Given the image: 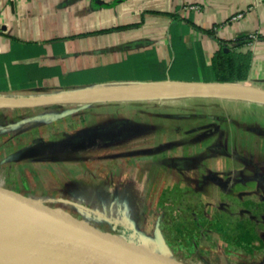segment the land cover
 Listing matches in <instances>:
<instances>
[{
  "label": "rangeland",
  "instance_id": "374dc122",
  "mask_svg": "<svg viewBox=\"0 0 264 264\" xmlns=\"http://www.w3.org/2000/svg\"><path fill=\"white\" fill-rule=\"evenodd\" d=\"M181 96L184 95L162 96L160 101L177 104ZM0 97L25 98L14 94ZM169 104H119L100 101L97 96L63 105L7 110L11 121L5 138L10 139L11 152L3 153L0 140V187L27 202L40 200L45 211L50 212L49 208L64 206L53 197H66L71 191V196L81 198L84 189L95 191L107 185L112 190L113 184L118 198L124 199L113 203V213L106 212L105 222L90 223L76 217L84 220L90 230L119 234L127 227L141 245L154 250L155 260L162 264L166 261L157 249L156 228L161 229L163 245L173 254L167 251L171 264L179 260L182 264H264V250L250 253L245 248L248 243L258 247L259 234L251 242L239 239L230 244L219 238L213 222L218 217L234 225L246 219L253 226L264 225V216H246L249 211L264 208L257 181L252 186L231 184L242 176L264 173H259L256 164H248V153L231 147L226 122H245L244 115L256 116L264 108L246 109L214 98H190L179 105ZM216 117L224 123H217ZM210 129L214 132L203 136L202 131ZM122 132L125 136L118 134ZM80 135L90 139L76 138ZM78 139L82 143H77ZM62 141L67 145L57 152ZM29 147L34 149H26ZM67 149L68 153L64 151ZM233 153L238 160L232 161ZM121 174L132 175V183L121 182ZM73 180L77 181L68 185ZM227 182L230 185L223 184ZM59 190L65 194L59 195ZM119 192L123 195L119 196ZM75 201L79 203V199ZM98 210L96 215H102ZM75 214L82 216L76 211ZM136 250L147 256L146 251Z\"/></svg>",
  "mask_w": 264,
  "mask_h": 264
},
{
  "label": "crops",
  "instance_id": "0c3cea01",
  "mask_svg": "<svg viewBox=\"0 0 264 264\" xmlns=\"http://www.w3.org/2000/svg\"><path fill=\"white\" fill-rule=\"evenodd\" d=\"M245 37H251L250 42L238 44V39ZM220 48L251 52L248 78L235 83L264 90V0H0V96L14 94L25 98H42L86 89H117L105 87L214 82L211 62ZM191 83L181 84L196 85ZM230 86L242 89L244 93L162 95H184L177 98L180 101L177 104L160 101L162 96L103 102H160L173 106L190 98H214L246 109L264 108V96L241 86ZM12 109L25 108L0 107L2 151L9 154L10 139L5 137L8 136L11 116L6 111ZM259 114L256 115L258 118L255 114L244 115L247 116L245 122L227 120V137L229 143H233L231 147L249 154V165L256 164L254 166L259 173H264V111ZM216 119L217 123L223 122L219 117ZM202 132L205 136L214 131ZM233 138L239 140L232 142ZM80 139L77 143H82ZM65 143L62 141L56 151H62L67 145ZM26 149L33 150L34 147ZM64 151L68 153L69 149ZM49 153L53 154V150ZM232 157V161L239 159L234 153ZM126 174H121V182L125 180L129 185L133 176ZM76 181H69L68 185ZM256 181L263 197H260L261 206L264 207V175L242 176L238 182L231 184L252 186ZM223 184L230 185L228 182ZM110 186L112 190H108L107 185L95 191L84 189L83 193L80 191L81 198L71 196V191L66 197L53 198L64 205L60 207L62 210L71 212L75 218L102 223L108 219L106 212L112 215L113 203L124 199L118 198L115 185ZM59 192V195L65 194ZM122 195L119 192V196ZM76 199H79V203ZM98 208L102 215H96ZM117 208L123 214L119 205ZM75 211L82 216H77ZM250 212L247 218L264 216V208ZM252 228L260 235L258 247L245 239L249 244L245 248L250 253L263 251V224L259 227L247 224L240 232H250ZM127 233L133 235V231L127 227L119 232L122 235ZM196 243L199 244V241Z\"/></svg>",
  "mask_w": 264,
  "mask_h": 264
},
{
  "label": "water",
  "instance_id": "95a60500",
  "mask_svg": "<svg viewBox=\"0 0 264 264\" xmlns=\"http://www.w3.org/2000/svg\"><path fill=\"white\" fill-rule=\"evenodd\" d=\"M191 84H230L264 96L263 89L239 83ZM149 85L151 84L105 87L104 89ZM91 90L94 89L52 97L30 98L33 99L30 102L21 101L29 98L15 100L0 97V107L24 108L94 100L88 92ZM48 210L51 213L45 211L40 200L27 202L12 194L11 191L0 187V264H138L131 258L162 264L155 260L156 256L152 254L154 250L146 244L141 245L133 235L98 233V231L90 230L84 220H77L67 211L59 208ZM155 236L157 249L164 255L165 264H171L166 256L168 252H171L163 245L164 238L160 228H156ZM135 248L142 252L146 251L147 256H141ZM177 264H182L181 260Z\"/></svg>",
  "mask_w": 264,
  "mask_h": 264
},
{
  "label": "trees",
  "instance_id": "16d2710c",
  "mask_svg": "<svg viewBox=\"0 0 264 264\" xmlns=\"http://www.w3.org/2000/svg\"><path fill=\"white\" fill-rule=\"evenodd\" d=\"M250 40L251 37L240 38L238 39V44L242 45L250 42ZM251 62V52L242 53L235 50L226 51L224 48H220L212 57L211 66L214 72L213 81L219 83H235L245 81L248 78ZM89 178L92 177L89 176ZM245 221L234 225L229 221V219H227V222L219 220L218 217L213 219L214 224L218 227L217 232L219 238L230 244L238 243L239 239H246L251 242L252 239L256 237V232L253 228L251 230L252 232H240L243 227L247 226V224H250L251 222L249 219H246Z\"/></svg>",
  "mask_w": 264,
  "mask_h": 264
},
{
  "label": "bare ground",
  "instance_id": "6f19581e",
  "mask_svg": "<svg viewBox=\"0 0 264 264\" xmlns=\"http://www.w3.org/2000/svg\"><path fill=\"white\" fill-rule=\"evenodd\" d=\"M172 84V83H171ZM93 97L98 96V100H124L135 99L133 97L140 98H152L161 95H167L172 93H181L185 95H194L200 93L206 94H242L244 90L232 86H212V85H190V84H176V85H163L144 88H126V89H112V90H91L88 91ZM96 94V95H95ZM252 95V93L250 94ZM8 97V96H7ZM94 97V98H95ZM33 99H24L23 102H30ZM6 101V100H5ZM35 101V100H34ZM138 264H155L150 261L133 259Z\"/></svg>",
  "mask_w": 264,
  "mask_h": 264
},
{
  "label": "flooded vegetation",
  "instance_id": "af4514ba",
  "mask_svg": "<svg viewBox=\"0 0 264 264\" xmlns=\"http://www.w3.org/2000/svg\"><path fill=\"white\" fill-rule=\"evenodd\" d=\"M64 104H66V103H64ZM53 105H63V104H53ZM44 106H50V105H44ZM115 128V127H114ZM99 133V132H98ZM101 133V132H100ZM137 133V132H136ZM118 134H121V133H118ZM122 136V135H121ZM125 136V135H124ZM79 138V137H82V135H80V136H76V138ZM84 137H86V138H89L90 139V136H84Z\"/></svg>",
  "mask_w": 264,
  "mask_h": 264
}]
</instances>
